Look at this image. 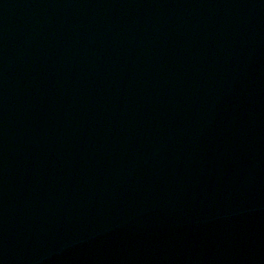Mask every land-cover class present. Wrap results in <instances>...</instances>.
Segmentation results:
<instances>
[{
  "label": "water",
  "instance_id": "95a60500",
  "mask_svg": "<svg viewBox=\"0 0 264 264\" xmlns=\"http://www.w3.org/2000/svg\"><path fill=\"white\" fill-rule=\"evenodd\" d=\"M0 264H264V0H0Z\"/></svg>",
  "mask_w": 264,
  "mask_h": 264
}]
</instances>
